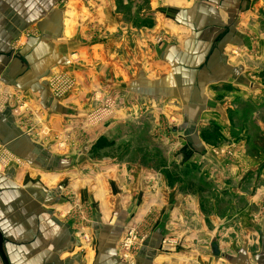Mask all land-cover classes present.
Returning a JSON list of instances; mask_svg holds the SVG:
<instances>
[{
	"label": "crops",
	"instance_id": "crops-1",
	"mask_svg": "<svg viewBox=\"0 0 264 264\" xmlns=\"http://www.w3.org/2000/svg\"><path fill=\"white\" fill-rule=\"evenodd\" d=\"M132 25L140 27L137 46L121 39L117 44L118 29ZM93 26L104 37L91 35ZM117 47L123 55L117 56ZM61 71L76 79L71 95L55 84ZM133 74L147 95L160 91L171 105L179 101L183 131L174 136L190 146L176 159L179 167H192L181 158L202 154L197 141L201 127L208 129L213 121L224 130L229 124L219 92L238 87L244 101L264 93V4L0 0V264H264V214L255 221L248 215L251 203L264 213V185L256 190L264 173L255 175L242 164L233 177L224 174L214 181L222 185L218 202L207 198L203 212L196 197L181 194L178 184L160 185L158 174L146 166L126 168L120 158L94 157L127 128L128 117L119 110L113 121L86 130V141L68 152V131L84 132L85 89L107 88L114 96L124 90L129 100ZM169 109V117H179ZM206 151L209 167L228 169ZM153 180L154 192L149 190ZM242 196L247 220H234ZM71 198L91 212L88 242L82 225L68 216ZM224 204L225 214L220 210ZM151 211L157 220L148 227L145 243L134 255L121 257L118 240ZM170 240L175 244L165 245Z\"/></svg>",
	"mask_w": 264,
	"mask_h": 264
},
{
	"label": "rangeland",
	"instance_id": "rangeland-1",
	"mask_svg": "<svg viewBox=\"0 0 264 264\" xmlns=\"http://www.w3.org/2000/svg\"><path fill=\"white\" fill-rule=\"evenodd\" d=\"M132 12H136L132 13L133 15L140 14L137 9ZM121 13L124 15L129 14L128 11H121ZM119 23L122 25V21H119ZM125 29L128 36L130 35L129 39H127L126 33L118 36L120 33L124 32ZM118 30L116 37L117 44L121 39L122 42L127 41V46H131V48L132 46H137L135 39L139 37L140 27L138 25H132L130 28H124L121 26ZM91 31L93 32L91 35H99V38H102L104 35L103 32L99 33L96 26L91 27ZM124 35L126 36L125 40ZM123 53L124 52L122 50L119 51L117 47V56H121ZM134 54L135 50L132 49V55ZM59 74L61 75L56 78L55 84L61 87L63 94L71 95L77 86L74 75L69 71H61ZM131 79L132 86L130 87V90L134 95L129 100L126 95L128 93L126 92L125 94L124 90H122L123 92H121V94L116 93L117 95L114 96L109 89L107 90V88H105V90L92 87H87L89 89H85L84 94L89 96V100L84 114V132H82L80 128H74L73 130L68 131V152L75 151L86 141L87 138L84 135L86 130L104 125L108 121H113L116 114L115 112H118L119 110V112L124 111L128 117V121L126 122L128 125L127 128L120 132V134H118V132L114 141H110V143L106 142V145H110V147H106L101 155L99 154L101 151H98V154L94 155V157L96 156L98 161L107 162L109 159L118 160V158H120L121 164L127 165L126 168H129V166L133 167L132 165L134 164H139L142 167L146 166L145 168H147L148 171L153 172L154 176L158 174V180L159 182L161 181L160 185L162 183L164 186L172 187V184H178L179 186L177 187L181 194H190L196 197L195 201L197 202L198 207H201L203 212L204 209L207 208V205H209V202L206 201L207 198H215L218 202L219 199L216 196L221 192L222 185L219 186L214 181H218V178H221L224 174L231 173V176L233 177L238 169L239 170L236 173L238 174L241 172L243 165L245 164L248 168L253 169L251 170L253 173L255 171V175H263L264 93L261 96H255L257 97L256 100L244 101L239 94L238 87L226 88V90L222 89L219 92L218 97L220 98L219 102L222 105H226L227 103L226 112L230 114H228L229 124L227 127H225V124L224 130L218 123L213 121L209 122L208 129L201 127L197 141L203 147V152L202 154L196 155L185 154V156L181 158V162L190 163L192 167L183 168L182 166H178L176 154L182 153L183 148L190 145L184 137L174 136V132L177 131L176 133H178L183 131L182 124L180 123V116L183 111L180 109L179 101H174V103H172L173 105H171L169 100H165L159 96L161 95L160 91L150 90L151 92L147 91L149 92L147 95L145 88L141 87L138 82L139 75L133 74ZM262 81H264V75L262 76ZM247 88L252 90L249 86ZM253 88H256V86H253ZM262 88L264 91V85ZM157 94L158 96H154ZM197 99L200 101L199 97H197ZM117 106L120 108L117 109ZM171 106L174 108L172 110L177 112L179 117H169V108ZM24 107H22V109H24ZM32 110L34 113L38 112V110L33 107ZM239 111H241L240 114ZM37 124L39 123L37 122ZM206 148H208L215 159L217 158L219 162H222L225 166L224 168L228 169L222 172L216 168L209 167V162L203 158L204 154L207 152ZM178 157L180 158L181 155L179 154ZM253 161H261L262 164L258 163L259 165L254 164V166H250ZM259 180L260 181L257 180V184L255 183L256 185H259L256 190L261 189L260 185H264V180L262 181L260 178ZM155 182L156 180H153L152 187L149 186V190L151 189L152 192L155 191V189L153 190ZM261 191L264 196V187ZM230 195L231 194L228 196ZM229 199L230 197H228V199L225 198L224 201L226 203L230 202ZM239 201L237 207L234 208V220L238 219V217L239 219L247 220L246 215L248 212L246 199L242 196V199ZM71 202L72 204L70 203L68 216L75 222H78L76 223L77 225H82V229H84V232L81 233L83 234L82 238L85 242H88L90 241V238L87 233V227L91 224V212L87 206L75 202L72 198ZM251 204V211L248 213L249 218L250 216L254 217V221L257 218H263V208L260 205L258 207ZM172 205L173 203L167 206L170 208ZM210 206H212V204H210ZM218 206L219 205L217 204V207ZM254 207L255 209L252 210ZM220 210L223 214L227 213L229 210L228 205H220ZM156 215L157 214L153 211L148 212V214L143 215L140 220L133 222L137 224L136 226L132 224L127 227L122 237L118 240L121 257L125 255L122 252V246L124 239L127 237L126 235L131 232L135 235L133 236V249L129 253V255H134L145 243V240L147 239L145 233H148V227L155 224L157 220ZM151 222L153 223L151 224ZM164 242L165 245L168 243L175 244L172 240Z\"/></svg>",
	"mask_w": 264,
	"mask_h": 264
},
{
	"label": "built area",
	"instance_id": "built-area-1",
	"mask_svg": "<svg viewBox=\"0 0 264 264\" xmlns=\"http://www.w3.org/2000/svg\"><path fill=\"white\" fill-rule=\"evenodd\" d=\"M127 237L123 241L122 252L127 255L133 249L132 244L135 236L132 232L126 235ZM132 247V248H131Z\"/></svg>",
	"mask_w": 264,
	"mask_h": 264
},
{
	"label": "water",
	"instance_id": "water-1",
	"mask_svg": "<svg viewBox=\"0 0 264 264\" xmlns=\"http://www.w3.org/2000/svg\"><path fill=\"white\" fill-rule=\"evenodd\" d=\"M261 1L264 4V0H261ZM213 253H214L215 256H218V254H219V252H218V250H217V248L215 246L213 247Z\"/></svg>",
	"mask_w": 264,
	"mask_h": 264
}]
</instances>
